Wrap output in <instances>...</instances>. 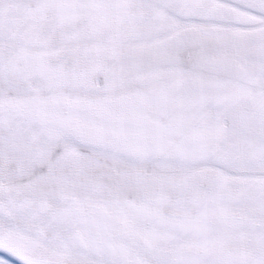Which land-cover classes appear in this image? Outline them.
<instances>
[{"label":"snow or ice","instance_id":"snow-or-ice-1","mask_svg":"<svg viewBox=\"0 0 264 264\" xmlns=\"http://www.w3.org/2000/svg\"><path fill=\"white\" fill-rule=\"evenodd\" d=\"M0 264H264V0H0Z\"/></svg>","mask_w":264,"mask_h":264},{"label":"rangeland","instance_id":"rangeland-1","mask_svg":"<svg viewBox=\"0 0 264 264\" xmlns=\"http://www.w3.org/2000/svg\"><path fill=\"white\" fill-rule=\"evenodd\" d=\"M4 254L3 253H0V256H3Z\"/></svg>","mask_w":264,"mask_h":264}]
</instances>
